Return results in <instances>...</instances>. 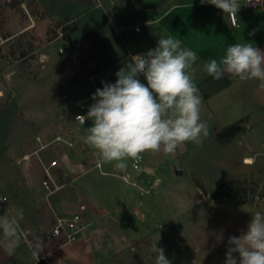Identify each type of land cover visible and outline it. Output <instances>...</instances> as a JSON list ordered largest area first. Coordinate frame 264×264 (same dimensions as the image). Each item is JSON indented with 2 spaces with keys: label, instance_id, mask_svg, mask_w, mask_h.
<instances>
[{
  "label": "crops",
  "instance_id": "obj_1",
  "mask_svg": "<svg viewBox=\"0 0 264 264\" xmlns=\"http://www.w3.org/2000/svg\"><path fill=\"white\" fill-rule=\"evenodd\" d=\"M36 1L45 13L44 19L48 18L51 13L44 7L43 0ZM76 1L80 4L77 17H84L83 22L76 24L75 16L71 17V15H63L56 20L67 18L68 25L73 26L69 37L74 41L72 53L73 50L76 52L72 57L80 56L81 59H84L93 54L94 61L103 66L95 72L84 75L74 83L73 88L81 91L83 98H87V102L92 99L91 97L97 88L103 87L102 81L115 83L116 72L130 62V54L146 53L157 46L160 36H172L181 42L183 48L190 49L197 55L198 59L193 65V76L202 95V102L218 95L220 107L228 109L229 101L234 100L235 104L240 106L234 111L236 114L234 121L245 118L246 130L244 132L236 135L225 144L219 143L222 149L232 145L228 149L227 158L221 160L222 167L226 168L224 172L228 174L226 176L252 174L257 178L264 177L260 165L264 164V161L255 165V156L260 155L259 151H255L257 145L260 144L261 147H264V133L257 130V126L264 122V88L260 87L259 81H241L229 74H225L220 80H215L203 69L205 62L211 59L219 60L226 48L232 44L252 43L253 46L264 51V11L239 9L236 16L238 26L232 27L227 14L208 3L202 4L201 1L187 0V3L174 2L169 5L162 1L141 6L145 10L155 9L156 11L158 9V14L154 15L156 17L146 16L142 18L141 22L135 21L131 25L122 26L116 24L113 17L108 18L107 13H105V17L104 12L99 10L108 2L107 0H101L102 4L99 7L95 3L88 5V1L95 2L96 0ZM113 4L114 0H110L109 5L112 6ZM97 11L95 16L90 17ZM53 14H55L54 11ZM108 22L111 25L113 35L102 33L105 24ZM143 24L151 29L153 27L158 28L160 35L156 36L150 30L143 35ZM134 25H139L140 31H134L132 29ZM34 26L35 21L30 19L23 30L28 31ZM80 27L85 31L84 35L74 38V33L79 31ZM46 32L45 27L40 35L46 38L48 36ZM93 34L98 35L94 40V46L89 40ZM40 54H45L44 59L48 64V52L44 51ZM47 64L41 67L45 68ZM86 79L91 81L93 87L90 93L87 92L85 86ZM94 79L96 82H93ZM139 79L142 83H147L143 76ZM89 106L86 105L85 107V115ZM74 108L71 114L72 121L70 126H67L70 128L62 134L73 132L75 138L82 141L85 140L86 129L91 124H88V120L84 124H78L73 118L76 110ZM217 122L219 121L217 120ZM217 122L213 123L212 129L209 131V138H213L210 134ZM218 124L225 126L220 122ZM6 128V124L0 125V153L7 146L10 128L8 132ZM47 140L44 139V141ZM34 143L35 147L31 150L23 151L15 157L13 164L19 168L16 170V177L12 179L1 177L3 180L0 179L2 196L6 197V201L9 200L6 209L10 216L19 209L24 211L18 246L14 253L10 254L7 246L0 243V264H113L112 257L114 254L127 249L130 243L138 238L131 239L120 249H111L107 240L108 231L116 226L117 222L111 213L107 215V210L102 209L99 212L96 209V207H102L101 204L104 202L90 197L94 194L89 191L90 185L97 187L95 190L98 193H100L101 187L92 179L93 184L81 183L78 180L80 176H86L94 169L100 174L106 172L103 171V166L98 161L93 148L89 146V170L85 173H79V167L74 161L75 158L62 143H53L48 148L39 151V154L46 161L56 158L60 169L64 172L65 188L68 192L63 195L61 203L54 205L47 200L48 196L42 191L43 170L37 158L33 156L29 161L16 162L18 158L38 147L39 144L36 141ZM53 151L57 155L50 158ZM95 162L100 163L99 168L93 166ZM33 166H35V170L29 171V176H25V171ZM144 172L137 175L136 178L141 179L146 176ZM183 173L184 171L181 174ZM122 180L129 183V180L123 179V175ZM131 184L134 185V182ZM5 202L2 201V203ZM150 202L151 207L145 206V208H149V211L151 209L152 212L161 211L162 203L158 194L150 196ZM180 204L183 205L180 206L181 209L156 228L163 231L167 240L172 238V242L175 243L173 250L166 246L157 245L158 248L164 249L171 264H224L226 249L229 247L228 238L239 236L247 230L251 213L257 210L264 211V198H255L252 202L241 206H235L230 199L214 204L209 196L201 191L193 203L185 205V202L181 201ZM74 212L84 213L88 221L86 231L73 242H66L62 237L50 236L49 230L55 218L67 216ZM140 215L143 216V213ZM150 215L151 213H149ZM154 243L152 242V245ZM236 255L234 254V256ZM175 256L177 260L173 261ZM155 261L156 253L149 264H153Z\"/></svg>",
  "mask_w": 264,
  "mask_h": 264
},
{
  "label": "rangeland",
  "instance_id": "obj_2",
  "mask_svg": "<svg viewBox=\"0 0 264 264\" xmlns=\"http://www.w3.org/2000/svg\"><path fill=\"white\" fill-rule=\"evenodd\" d=\"M98 1L101 2V0L88 1V5L96 4ZM107 1L99 10L104 12L105 17L107 13L108 18L113 17L114 22L122 26L131 25L135 21L141 22L146 16L156 17L154 15L158 14V9H156L157 12L155 9L145 10L141 7L143 5L162 1L169 5L174 2H188L187 0H114V4L110 6V0ZM42 2L51 13L45 19V13L36 0H0V125L6 124L7 132L10 128L7 146L0 153V179L1 177L7 179L16 177L15 173L19 168L13 164L15 157L35 147L36 136H39L42 141L50 140L55 136L54 134H62L69 129L70 127L67 126H70L72 121L71 114L75 101L83 99L82 92L73 88L75 84L71 83V79L79 78L78 68L81 62L90 56L84 59L80 56L72 57L74 41L70 37L66 40L73 44L71 47L68 43L65 44L63 53H60L58 45L61 46V44L54 40L62 24L61 19L56 20V18L71 15V17L75 16L76 24L83 22L84 17H77L80 4L76 0H43ZM53 11L55 14L52 15ZM96 13L98 11L90 17L95 16ZM30 19L35 21V26L24 31ZM45 27L48 36L43 38L40 33ZM155 28L151 29L143 24L142 34L150 30L152 34L159 36L158 28ZM84 33L85 31L80 27L73 37H81ZM97 37V34H93L89 38L92 46ZM44 51L49 54L48 64L44 59L45 54H40ZM85 62L81 78L87 75V70L92 69L95 63L93 58ZM45 64L47 66L42 68L41 66ZM93 82H96V79ZM85 86L88 93L93 90L91 81L88 79L85 81ZM219 99L218 95L212 96L200 106V119L208 130V136L203 138L200 145L188 142L171 155L165 154L162 150L157 153L145 152L137 168H133V160H128L124 171L116 169L115 162H104L99 153L93 149L103 166V171L106 172L100 174L94 169L88 175L80 176L78 180L81 183L93 184L92 179L101 187L100 193L96 191L97 187L91 185L89 191L94 194L90 197L104 202L101 204L102 207H96V209L99 212L102 209L107 210V215L111 213L117 222L116 226L108 231L107 240L111 249H120L133 238L149 235L153 243L155 239L156 246H166L173 250L175 243L172 242V238L167 240L163 231L156 228L181 209L180 206H183L180 204L181 201H184L186 205L198 198L200 191L193 183L191 174L198 176L207 188H213L220 180L227 177V172H224L226 168L222 167L221 160L227 158L228 149L232 145L222 149L217 140L209 138V131L217 120L223 125L232 123L236 117L234 111L240 106L231 100L228 109H225L220 107ZM93 102L90 99L86 105H91ZM7 119L8 122H6ZM88 124H92V121L88 120ZM257 130L264 133V122L257 126ZM255 151L260 153L255 156V165H257L264 161V147L258 144ZM53 153L50 154V158L57 155L54 151ZM81 158L89 162L90 156L84 155ZM260 165L264 172V164ZM34 170L35 166L25 171V176H29V171ZM177 170H182L184 173L176 174ZM143 171L146 176L141 179L136 178ZM122 175L128 178L129 183L122 180ZM260 179L264 182V177ZM132 182L134 185L131 184ZM65 192H68L67 188L53 192L48 195L47 200L57 205L62 202ZM154 194H158L161 198L160 212H152L151 209L149 211V208H145V206L151 207L150 196ZM1 196L0 191V200ZM8 205L9 200L5 203L0 202V216H10L6 209ZM142 213L143 216L140 215ZM149 213H151L150 216ZM2 239L3 232L0 229V240ZM132 242L127 249L114 254L113 264H134L138 257L147 260L148 254L153 252L152 248L143 244L138 245L140 247L138 251L132 247ZM174 258L173 261L177 260L176 256ZM153 264H156V261Z\"/></svg>",
  "mask_w": 264,
  "mask_h": 264
},
{
  "label": "clouds",
  "instance_id": "obj_3",
  "mask_svg": "<svg viewBox=\"0 0 264 264\" xmlns=\"http://www.w3.org/2000/svg\"><path fill=\"white\" fill-rule=\"evenodd\" d=\"M201 3L213 5L231 17L237 16L241 7L237 0ZM197 59L194 51L183 48L172 36H160L154 49L131 56L130 62L116 72L115 83L102 81L103 87L92 95L94 102L86 115L76 117L83 124L92 121L85 142L104 162H115L120 171L126 170L128 160L139 161L145 152L162 150L171 155L188 142L202 144L208 130L200 119L202 95L193 76ZM203 69L215 80L229 74L241 81H259L264 88V51L252 43L229 45L219 60L205 62ZM141 76L146 84L139 79ZM23 219V209L0 216V243L10 254L21 238ZM228 245L224 264H264V211L251 213L247 230L230 236ZM152 250L156 264H171L156 242Z\"/></svg>",
  "mask_w": 264,
  "mask_h": 264
},
{
  "label": "built area",
  "instance_id": "obj_4",
  "mask_svg": "<svg viewBox=\"0 0 264 264\" xmlns=\"http://www.w3.org/2000/svg\"><path fill=\"white\" fill-rule=\"evenodd\" d=\"M237 2L241 5L240 9L242 10L264 11V0H261V2L259 3H257L256 0H237ZM96 5L100 6L101 2L98 1ZM227 17L232 27L238 26L236 16L231 17L227 14ZM67 26L68 22L62 23L57 30L58 33L54 37V40H57L61 44V46L58 45V50L60 51V53H63V46L67 43ZM132 29L136 32L140 31V26L134 25ZM74 52L76 51L73 50V54ZM136 54L140 53L130 54V57ZM86 102L87 98L77 99L75 101L76 110L74 112L73 118L78 124H83L80 120H77L76 117L79 115H85L84 110L86 107ZM35 141L39 144L38 147L30 153L23 155L21 158H18L16 162L20 163L22 161H29L33 156L37 158L43 170V179L41 181V187L42 191L46 196L65 188L66 182L65 178L60 177L58 174L59 170L62 169H60L57 159L54 158L49 161L44 160L39 154L40 150L48 148L53 143H62L65 148L70 152V154L75 158L74 161L79 167V173H85L89 170V162L81 158L84 155H89V145L85 142V140L80 141L76 139L75 134L73 132H68L65 135H56L48 141H42V139L38 136L36 137ZM139 161H141V159ZM139 161H133V168L138 167ZM93 166L99 168L100 163L95 162ZM123 179L125 181H128V178L126 176H123ZM1 200L5 201L6 197L2 196ZM87 224L88 221L86 220V217L82 212H74L67 216H57L54 220V223L50 227L49 234L50 236L54 237H62L66 242H73L86 231ZM22 234L24 235L25 233Z\"/></svg>",
  "mask_w": 264,
  "mask_h": 264
},
{
  "label": "trees",
  "instance_id": "obj_5",
  "mask_svg": "<svg viewBox=\"0 0 264 264\" xmlns=\"http://www.w3.org/2000/svg\"><path fill=\"white\" fill-rule=\"evenodd\" d=\"M67 20H68L67 18H62L60 23L67 22ZM72 27L73 26L70 25L67 26L66 38L68 40H69V32L72 30ZM102 33L113 35L112 28L109 22L105 24ZM67 43L69 47H71V44H73V42L71 41ZM89 56L87 60L81 62L78 68V72H77V76H79L78 79H80L81 78L80 75H83L84 73L83 65L86 63L85 61L89 62L92 60V58L94 59L93 54H90ZM101 68H103V66L95 62L93 68L87 70V74L95 72ZM78 79L75 78L71 79V83H75L76 81H78ZM245 130H246L245 118H240L225 126H221L217 123L213 131L211 132L210 136L215 138L218 141V143L225 144L231 139H233L236 135L244 132ZM58 174L60 177L62 178L64 177L63 170H59ZM191 175H192L193 183L195 184L196 188L202 193L208 195L209 198L214 202V204H218L223 200L230 199L232 200L235 206H241L245 203L252 202L255 198L264 197V182H262L260 178H257L252 174H248V175L235 174V175L227 176L222 180H220L213 188H207L198 176H196L195 174H191ZM139 244H143L146 247L150 248L152 246V241L150 236L146 235L138 239H135L132 242V247H135L139 251L140 250V247H138ZM188 253L190 252L188 251ZM148 255L149 257L147 260L143 259L142 257H138L134 264H149V261L154 257L155 253L151 252Z\"/></svg>",
  "mask_w": 264,
  "mask_h": 264
},
{
  "label": "water",
  "instance_id": "obj_6",
  "mask_svg": "<svg viewBox=\"0 0 264 264\" xmlns=\"http://www.w3.org/2000/svg\"><path fill=\"white\" fill-rule=\"evenodd\" d=\"M176 174H181L182 173V170H177L175 171Z\"/></svg>",
  "mask_w": 264,
  "mask_h": 264
}]
</instances>
